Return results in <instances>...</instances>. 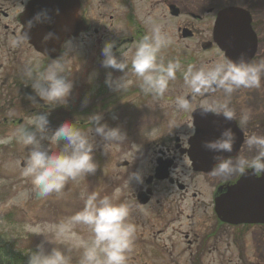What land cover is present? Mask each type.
<instances>
[{
	"label": "flooded vegetation",
	"instance_id": "flooded-vegetation-1",
	"mask_svg": "<svg viewBox=\"0 0 264 264\" xmlns=\"http://www.w3.org/2000/svg\"><path fill=\"white\" fill-rule=\"evenodd\" d=\"M34 1L0 0V87L4 89L8 103L17 104L20 116L10 119L11 122L17 121L20 124L27 114L32 113V110H26L28 104L36 105L35 109H49L50 106L36 97L28 84L30 82L27 81L25 71L29 66L35 75L36 72L44 71L54 59L61 60L71 41L95 39V43L84 50V86L82 96L77 100L84 103L85 119L76 126L81 131L92 130L94 125L90 123L89 117L100 113L103 116L101 123L119 127L126 134L123 143L99 142L101 161L97 164L98 174L104 184H112L116 193L115 202L129 205L137 222L146 223L144 232L154 234L155 243H161L162 248L170 244L174 250H180L176 256L177 261H173L170 256V261L162 264H264V223L224 222L214 210L216 199L225 193L227 187L234 185L241 175L227 179L216 177L211 171L215 164L207 166V170L193 168L188 150L195 130L194 116L200 115L199 112L184 113L177 110L175 98L181 93L169 91L172 96H167L166 92L161 97L145 94L131 64L136 50L134 44L148 31L145 23L147 17H154L153 20L161 24L168 34L170 29L166 27L167 24L175 25L176 37L183 41L197 40L200 54L212 53L217 59L224 57L214 39L213 30L219 11L229 7H239L248 13L249 25L255 36V48L250 57V40L244 41L238 56L243 55L253 62L264 59V0H78V17L84 29L66 39L54 57L36 51L28 40L19 47L10 46V41L20 36L25 22L31 18L26 15V9ZM112 1L116 2L117 8L108 16V24L101 13L96 18L91 16L95 6L105 7ZM142 2H145L146 10L143 15H139L137 10ZM154 8L158 9V13L152 16L149 11ZM116 21L121 30L113 28ZM105 38L115 42L113 52L118 58L132 49L126 71L131 74L133 82L124 90L118 91L106 83L108 73H111L112 79L121 77L123 73L101 66L103 57L98 47H102ZM169 48L161 52L164 63L176 59L186 68L185 54L178 53L172 57ZM212 60L209 59V62ZM195 61L192 57L188 64ZM70 69L73 71L75 68ZM182 84V75L178 72L177 80L170 83L169 90ZM242 91L233 98L238 111L240 102L237 98L245 92ZM259 92V101L263 103L264 81ZM76 95L72 88L65 105L75 102ZM28 97H33L35 103ZM168 103H172L176 110H172L173 114L167 108ZM71 108L69 106L70 111ZM262 115L264 119V111ZM7 116L10 118V115H3V120ZM262 117L256 119L257 124L252 119L243 130L238 127V122H232L237 130L236 144L233 152L226 153V156L235 157L244 152L243 140L248 132L254 131L256 125L264 133ZM247 172L254 178L261 176L254 175L251 170ZM134 173L142 177V183L130 179ZM233 219L236 220L235 217ZM164 222L159 230L154 224ZM137 235L136 231L135 237ZM246 237L249 242H246Z\"/></svg>",
	"mask_w": 264,
	"mask_h": 264
},
{
	"label": "clouds",
	"instance_id": "clouds-1",
	"mask_svg": "<svg viewBox=\"0 0 264 264\" xmlns=\"http://www.w3.org/2000/svg\"><path fill=\"white\" fill-rule=\"evenodd\" d=\"M53 14L59 15V9L50 11L44 8L35 12L25 22L20 36L10 41V46L19 47L30 39L29 33L33 28L52 23ZM145 23L148 31L137 42L131 61L132 70L139 78L143 92L154 97L163 96L169 90L170 83L177 80L179 72L185 91L175 98L177 110L198 111L201 117H220L227 122H238V127L246 129L253 118V111L246 106L240 107L238 111L233 98L241 90H257L262 87L264 59L253 62L243 55L236 60L221 57L211 63L202 62L199 66L189 64L186 68L176 59L164 63L161 52L172 44V38L152 17L145 18ZM58 39L54 32L49 31L43 35L42 43ZM114 47V41L104 43L101 66L123 73L116 79H112L111 73H108L106 78L110 87L121 91L132 81L125 79L127 60L118 58L113 52ZM25 76L36 97L45 104L53 108L66 104L73 82L65 74V66L59 59H54L44 71L36 72L35 75L29 66ZM28 99L33 100V97ZM196 99L199 102L194 104L193 100ZM102 119L100 113L89 117L90 123L94 125L91 130L93 135L81 131L70 121H64L50 131L48 113L34 114L29 118L27 126L17 129L11 135L0 137V145L16 141L28 150L23 159L22 175L30 180L31 191L37 198L45 199L52 194L60 196L70 180L77 181L96 172L98 165L93 156L96 136L108 144L123 143L126 139V134L119 127H109L101 123ZM42 141H47L48 145L55 146L57 150L51 151ZM235 144L236 134L231 127L222 128L214 139L203 142L202 146L214 154L212 174L224 179L242 175L248 170L254 175H264V134L248 132L243 140L244 152L235 157L226 156V153L233 152ZM132 178L142 183L140 175L134 173ZM80 198L84 206L70 218V223L26 225L27 232L43 236L45 230L54 231L56 238L62 242L70 231V224H83L90 232L87 239L71 233L75 240L73 247L83 250L80 264H127L126 253L133 245L136 232L135 224L129 220V205L116 203L113 196L99 197L98 193H88L86 190L80 193ZM28 264H71V257L60 247L53 246L45 250L42 242L30 253Z\"/></svg>",
	"mask_w": 264,
	"mask_h": 264
},
{
	"label": "rangeland",
	"instance_id": "rangeland-1",
	"mask_svg": "<svg viewBox=\"0 0 264 264\" xmlns=\"http://www.w3.org/2000/svg\"><path fill=\"white\" fill-rule=\"evenodd\" d=\"M238 1L242 2L243 0ZM116 8L117 4L114 1L110 2L105 7L95 6L91 12V16L96 18L97 14L101 13L106 20L105 23L108 24L107 18L110 14L115 12ZM145 10V2L139 3V8L137 10L139 15H143ZM157 13L158 9L156 8L149 11V14L152 16ZM108 27L110 26L108 25ZM166 27L170 29L169 35L173 41L169 48L172 57L177 56L178 53H184L186 66L189 65L188 61L192 57L196 61L190 64H195L197 66L202 62L211 63L217 60L212 53L200 54L197 40L183 41L177 38L174 29L175 25L170 23L169 25L167 24ZM113 28L121 30L120 24L117 21L114 23ZM106 41H108V38L102 40V47ZM92 43H95V39L89 41L80 38L79 40L71 41L66 46L68 50L65 56L60 60L65 68H67L65 74L72 80L73 90L77 94L74 96L75 102L70 105H57L54 108L49 106V109L44 107L35 109L36 105L28 104L26 105V110L27 112L32 110V113L27 114L20 124H18L17 121L12 123L10 119H17L20 117L18 115V106L15 103H8L4 96V89L0 87V137L11 135L17 129L27 126L29 118L34 114L48 113L50 131L55 130V128L64 121L77 124L79 121L82 122L85 119L84 103L77 99L82 96L83 93L82 89L85 76L84 70L82 69L85 60L84 50H88ZM102 47L100 45L98 49L101 50ZM131 53L132 49L127 53L124 52L122 58L129 60L132 56ZM74 58H76V61ZM211 58H213V60L209 62ZM68 66L75 69L72 71ZM125 79L133 82V78L128 71H126ZM169 91L182 94L185 89L183 84L178 86V88H171L167 91V96H172ZM243 91V93L239 94L241 97L237 98L240 102L238 107L240 109L242 106L248 107L250 105L248 108H251L254 114L252 119H254L257 124L258 121H256V119L262 117L264 111V102L261 103V101H259L260 89ZM198 102V99H196L195 103ZM69 106H72L71 111L69 110ZM167 108L171 114H173L172 110L176 111L172 103H168ZM3 115H10V118L8 119L9 116H7L6 119L3 120ZM261 122L264 123L263 117ZM254 131L264 134L258 125H256ZM83 132L92 133L91 130L87 132L84 130ZM100 140L98 136L95 137L96 146L93 151V156L97 164L101 161V156L98 153ZM42 144L51 151L57 150L55 146L48 145L47 141H42ZM27 152L28 150L16 141L8 145H0V264H28L30 253L35 251L37 245L42 242L45 250H50L53 246L60 247L71 257V264H80L83 250L73 247L75 240L71 233L74 232L87 239V234L90 235L87 226L83 224H70V231L65 235L62 242L56 238L54 231L45 230L43 236L35 235L27 232L25 226L70 223V218L84 206V202L80 198L81 192L86 190L88 193H98L99 197L105 195L115 197V190L111 183L104 184L102 182V178L99 176L97 169L92 175L79 178L77 181L70 180L65 186L62 195L57 196L56 194H52L45 199H39L31 191L32 185L30 180L22 175L23 166H20V164L23 162ZM118 182L119 181H117V183ZM120 191L121 187L118 188V193H120ZM129 220L135 224L138 235L135 237L131 249L126 253L127 262L138 264H162L170 261V256L173 258V261H177L176 256L180 253V250H174L170 244L167 248H162L161 243H155L153 241L154 234H151V232H144L146 223L144 221L137 222L131 212ZM141 223H143V226H141ZM154 224L159 230L165 222L160 225L158 223ZM44 240L50 241L51 243ZM246 242H249L248 237H246ZM14 259L16 260L14 261Z\"/></svg>",
	"mask_w": 264,
	"mask_h": 264
},
{
	"label": "water",
	"instance_id": "water-1",
	"mask_svg": "<svg viewBox=\"0 0 264 264\" xmlns=\"http://www.w3.org/2000/svg\"><path fill=\"white\" fill-rule=\"evenodd\" d=\"M37 6V8H36ZM78 0H36L26 9V15L32 17L40 9L50 11L59 9V15L53 14L52 23L39 25L29 33L28 42L44 56L54 57L60 45L71 36H76L83 28L78 18ZM52 31L59 39L42 43L45 33ZM214 39L222 50L225 58L236 60L238 50L244 46V41L250 40L251 52L254 51V36L249 28L247 13L239 8H225L217 16L214 24ZM59 55V54H58ZM195 132L189 142L188 157L193 168L200 170L215 164L213 153L207 151L203 142L214 139L224 127L236 128L232 122L220 117L200 115L194 116ZM237 131V130H236ZM23 166V162L20 164ZM215 212L218 217L229 223H264V175L254 178L251 173H244L238 181L229 187L215 201ZM236 218V220L233 219Z\"/></svg>",
	"mask_w": 264,
	"mask_h": 264
},
{
	"label": "trees",
	"instance_id": "trees-1",
	"mask_svg": "<svg viewBox=\"0 0 264 264\" xmlns=\"http://www.w3.org/2000/svg\"><path fill=\"white\" fill-rule=\"evenodd\" d=\"M16 260V259H15Z\"/></svg>",
	"mask_w": 264,
	"mask_h": 264
}]
</instances>
